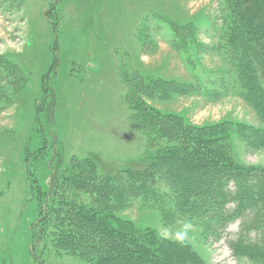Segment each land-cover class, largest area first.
<instances>
[{"label": "rangeland", "instance_id": "374dc122", "mask_svg": "<svg viewBox=\"0 0 264 264\" xmlns=\"http://www.w3.org/2000/svg\"><path fill=\"white\" fill-rule=\"evenodd\" d=\"M256 2L264 11V0ZM230 3L0 0V264H93L86 246L92 239L66 237L71 207L94 209L118 230L145 233L140 240L167 264L178 263L155 251L157 242H171L172 256L181 259L188 246L194 264H264L230 244L238 220L221 231L205 222L202 209L182 216L141 195L126 198L125 191L119 198L130 187L120 175L180 145L182 131L176 136L163 125L170 117L218 138L212 145L227 158L222 165L264 170V96L240 84L234 58L241 61L244 52L236 48ZM263 17L254 14L250 26H240L241 48L248 42L264 49ZM257 61L252 65L264 67L262 57ZM256 87H264L262 79ZM169 169L179 174L168 191L178 194L175 205L205 198L207 167L185 171L176 159ZM81 174L88 183L75 182ZM160 186L167 192L169 185ZM207 197L215 207V197ZM188 221L195 231L185 244L161 235ZM125 256L106 264L139 262L134 250Z\"/></svg>", "mask_w": 264, "mask_h": 264}, {"label": "trees", "instance_id": "16d2710c", "mask_svg": "<svg viewBox=\"0 0 264 264\" xmlns=\"http://www.w3.org/2000/svg\"><path fill=\"white\" fill-rule=\"evenodd\" d=\"M226 2H231V8L234 12V24H232V29L234 31V38H236L234 39L236 41V48L239 49L240 53L242 49L244 52V57H241L242 59L241 61L239 59V62L235 60L234 53L231 54L230 52L229 58L233 63V57L234 63L240 66V70L237 68V73L241 86H246L249 92L263 97L264 87L259 89L256 86L261 79L264 84V67L259 65L258 67L253 66L252 61L257 63V56L264 59V49L257 47L256 43L251 44L248 42L247 44H242L241 48L238 45L239 41L237 38L239 37L237 36V32L240 26L242 27L244 24L250 26V18H253L254 14L262 16L264 15V11L258 7L259 5H257L256 0H226ZM250 10L253 12L251 14L252 16L249 17ZM262 20H264V17L261 21ZM261 23L264 24V22ZM250 31L253 32L254 30L250 28ZM254 32H257V30ZM261 32H264V27ZM262 40H264V36ZM234 50L235 49H233V51ZM247 50H252L250 55L246 52ZM163 125H166L167 128L173 127L176 131L174 134L176 136L179 134L178 131H182L180 132L182 133L180 145L168 147L167 152L161 154L162 157L157 159L156 162L149 167L133 170L120 175L119 177H126L124 180L122 178L123 185L128 184V186H130L129 188L126 187V190L124 189L120 192V201L122 200V196H125V191H127L128 194H126V196L128 197L126 198H131L134 195H141L147 201L160 204L157 205L159 208L174 211L182 216L189 215V211L198 214V209H202L201 211L205 213V222L215 225L216 229L221 231L231 222L238 220L240 221L239 231L235 238L230 239V244L236 251L248 253L264 259V170L236 169L222 165V162H227L228 160L226 157H223V154L218 148L212 145L218 138L215 137V139L211 137L210 133L205 132L206 129L205 131L192 129L195 126L191 127L192 125H184L177 117H170V119L167 120V124ZM183 143L184 145L187 144L186 148L182 147ZM193 144L195 147L190 148ZM199 149H201L202 152L201 150L199 151ZM197 152H199L198 155L200 156L197 157L196 161L192 162L190 157ZM176 159H181L183 161L185 171L194 167L196 168L198 165H204L208 168V174H211L208 175L209 187L207 188L205 198L195 199V203H192V206L188 208L175 205V202L179 201L178 194L175 192L170 194L168 192L170 191V185L174 186L175 182H179V176L176 177L178 173L169 169V166L173 164ZM209 160L211 161L209 162ZM215 173H217L215 180L211 179L212 174ZM88 178L90 177H84L82 174L77 175V180H75V182L83 183L82 181H87L88 183ZM116 178L117 177H114L113 180L117 181ZM163 181L164 185H169L167 192L161 189L162 186H160V184L163 183ZM91 183L94 184V182ZM141 185L143 187H141ZM135 186H137V188ZM211 195L215 197V207L213 208L208 207L206 202L208 201L207 196ZM168 197L170 199H166ZM184 203L185 205L188 204L185 200ZM108 208H110V206L107 205V209L105 210H109ZM65 217L70 223V229L72 228L66 233L67 238L72 239L73 235L76 236L77 234L80 237L79 242L81 239H92L90 244L86 242V246L90 249V255L96 257L93 264H106L110 258L117 255H121L124 259L126 257L125 255H129L132 250H134V258L139 260L137 264H167L159 257L153 256L154 250L152 246L140 240V238L142 239L145 236V233H140L132 229L126 230V228L124 231L118 230L116 226L119 223L115 226L110 225L105 218L99 215V212L94 209L87 210L86 207H71L65 212ZM259 217L262 219L261 221ZM110 219H114V216L110 215ZM127 237L131 238V241L127 240L129 243L124 242ZM134 242H137V244ZM163 242L164 243L157 242L154 244L157 246L155 251H161L163 255H167L168 258L171 257L172 262L178 264H194L193 259L187 257L193 256L188 246H185L182 250L180 249L181 254H185L184 256H186L184 257L181 255L183 256L181 259L178 254L172 256L171 250H174V247L168 245V243L171 242ZM173 245L178 247L177 244ZM189 253H191V255H189Z\"/></svg>", "mask_w": 264, "mask_h": 264}, {"label": "clouds", "instance_id": "9594fccd", "mask_svg": "<svg viewBox=\"0 0 264 264\" xmlns=\"http://www.w3.org/2000/svg\"><path fill=\"white\" fill-rule=\"evenodd\" d=\"M195 231V227L191 221L181 224L175 230L169 231L168 229H163L161 235L164 239H169L177 242L178 244H185L189 239H191V233Z\"/></svg>", "mask_w": 264, "mask_h": 264}]
</instances>
